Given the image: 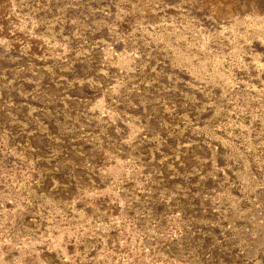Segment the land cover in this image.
Returning a JSON list of instances; mask_svg holds the SVG:
<instances>
[{
  "label": "rangeland",
  "instance_id": "1",
  "mask_svg": "<svg viewBox=\"0 0 264 264\" xmlns=\"http://www.w3.org/2000/svg\"><path fill=\"white\" fill-rule=\"evenodd\" d=\"M0 264H264V0H0Z\"/></svg>",
  "mask_w": 264,
  "mask_h": 264
}]
</instances>
